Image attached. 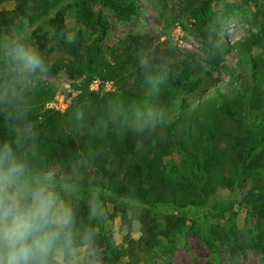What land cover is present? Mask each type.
<instances>
[{
    "label": "rangeland",
    "instance_id": "1",
    "mask_svg": "<svg viewBox=\"0 0 264 264\" xmlns=\"http://www.w3.org/2000/svg\"><path fill=\"white\" fill-rule=\"evenodd\" d=\"M16 36L50 65L26 92L28 122L77 141V166L45 144L37 167L76 184L69 202L77 219L88 213L78 227L95 233L82 264H264V0H0V39ZM131 36L149 60L189 65L196 87L141 83L131 70L144 53L115 66ZM138 104L162 113L146 134L133 131ZM93 195L104 214L90 218Z\"/></svg>",
    "mask_w": 264,
    "mask_h": 264
},
{
    "label": "clouds",
    "instance_id": "2",
    "mask_svg": "<svg viewBox=\"0 0 264 264\" xmlns=\"http://www.w3.org/2000/svg\"><path fill=\"white\" fill-rule=\"evenodd\" d=\"M0 112L13 122L11 139L0 138V264H82L96 256L95 233L90 227H78L77 214L69 197L76 184L56 179L52 171L35 169L37 132L27 120L26 92L50 70L42 52L20 37L0 39ZM140 66L145 82L158 91L165 80L163 72L153 74L150 60L141 54ZM119 106L113 119L119 118ZM162 113L155 108L136 105L133 110L136 133L151 132ZM77 120L83 119L78 111ZM18 122V123H16ZM106 125H97L99 133ZM27 145V147H26ZM90 218L104 210L93 195Z\"/></svg>",
    "mask_w": 264,
    "mask_h": 264
},
{
    "label": "trees",
    "instance_id": "3",
    "mask_svg": "<svg viewBox=\"0 0 264 264\" xmlns=\"http://www.w3.org/2000/svg\"><path fill=\"white\" fill-rule=\"evenodd\" d=\"M125 13H127V10H125ZM196 23H195V30L199 33V35L201 37L204 38L205 43L208 47H211V50L215 51L216 53H221L222 52V48H223V44L222 41L220 39V36L218 35V33L216 32L215 29H212L210 26H208L205 23H201L200 18H196ZM199 23H201V25H198ZM128 44L125 47V51H126V59H121L119 58L117 60V64L119 65L123 62H128L131 60H134L136 55H139L141 53H144L143 55H146L148 58L150 57L146 52V50H148V48L146 47V41H144L143 39H138L135 36H131L130 39H128ZM145 51V52H144ZM140 61V59H139ZM139 61H137L138 63H140ZM167 62V61H165ZM150 64H151V71L153 74L156 73H160L163 72L165 74V78L172 81L173 84L178 85L182 91H190L193 90L196 85L194 84H189L187 83V79L189 77L192 76V74L188 71L189 65H184V67H182L181 69L177 70L174 69L173 65L168 66V65H159L158 63V58L156 56H152L150 59ZM168 64V63H165ZM133 69L131 70L132 73H136V69L135 66H138V73L136 75H133L135 77V79L140 80L141 83H145V70L140 66V64H136V65H132ZM77 74H81L80 71H76ZM86 104H88V106H93V102H87ZM49 113L53 114H57L56 112H53L51 110L47 111ZM59 114V113H58ZM95 114L93 115V118L95 120ZM53 117V116H52ZM53 118H56V115H54ZM104 123H106V121H103ZM12 123L10 121H6L5 117H0V138H13L15 136V133L12 131ZM18 123V122H16ZM32 126V125H31ZM41 123L38 122V124L33 125L32 127L35 129V131L37 132V137L35 142H40V144H35V155L34 156H30V160H31V164L35 169H38L39 167L38 164L40 162L41 158L40 155H43L46 153V151H43V146L45 144L48 145L49 148H60L63 150L64 154L66 155V151H67V157H65V159H63V163L64 162H68V164L70 166H77L79 159H78V155L76 152V143L77 141H75L73 139L72 136L67 135V134H61V135H55L53 134L51 131H49L48 129L42 128L41 127ZM94 126L93 128L96 130L97 125H92ZM95 134H97V132L95 131ZM131 134H132V130L130 129L129 125H124L123 128V138H122V143H123V147L124 149H129L131 150L132 147L130 146L131 143ZM83 141H84V137H83ZM78 143H80L79 146L82 147V141L79 140ZM58 146V147H57ZM27 147V145H26ZM65 150V151H64ZM55 157H58V154L53 151L52 152ZM134 156V155H133ZM247 156H249L247 154ZM70 162L72 164H70ZM142 180V179H140ZM85 188V186H83ZM143 202H145V198L142 199ZM81 211V212H80ZM79 211V217H78V221L79 222H84V220L88 219V213L85 210V207L81 206Z\"/></svg>",
    "mask_w": 264,
    "mask_h": 264
}]
</instances>
